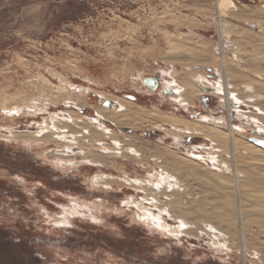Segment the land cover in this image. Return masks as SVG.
<instances>
[{
	"label": "rangeland",
	"instance_id": "1",
	"mask_svg": "<svg viewBox=\"0 0 264 264\" xmlns=\"http://www.w3.org/2000/svg\"><path fill=\"white\" fill-rule=\"evenodd\" d=\"M233 1L240 10L264 16V0ZM215 3L216 0H0L1 135L9 136L12 131L35 135L39 123L43 127L44 119L54 114L60 117L70 110L92 120L96 118L93 107H103L106 97L110 101L112 97L123 98L190 120L224 116L225 108L215 95V86L207 87L204 95L194 98L190 112L177 105L172 98L176 97L174 93L172 97L162 93L165 83L173 81L172 73L194 78L190 69L195 73L201 71L209 83L217 82L211 66L208 68L212 71L207 72L206 67L197 69L189 63L185 68L179 63L172 65L176 50L167 43L179 33L195 32L199 34L193 38L195 43L207 52L216 49L217 32L210 24ZM228 19L244 27L237 31V27H229L230 45L245 50V58L250 61V53H257V47L247 38L260 30L250 26L256 19L249 20L251 23L239 22L236 17ZM140 78L158 79L157 89L141 84L142 92L138 91ZM199 84L197 81L196 86ZM57 87L70 92L62 97ZM83 87L87 92L85 102L89 104L77 108L63 102L71 96L75 101L72 92ZM4 106L22 109L13 126L3 113ZM234 122L245 126L243 142L256 145L251 140L257 135L256 129L237 118ZM112 129L133 136L140 143L168 148L180 157L184 145H189L186 138L180 140L161 132L153 136L150 127ZM205 142L197 139L192 145L203 154L201 147ZM34 143L8 142L0 137V264L255 263L254 258L228 250L216 238L206 235L207 228L194 236L183 234L179 238L162 234L152 224L149 226L153 229L148 228V223L137 217L139 210L130 201L139 202L144 197L150 201L151 197L127 186L124 179H145L152 172L150 168L119 158L99 168L84 163L80 156L75 157L71 167H60L55 163L59 158L67 160L66 148L41 141ZM68 154L78 155V150L73 147ZM208 166L178 171L184 192L170 200L177 202L179 212L187 219L200 213H214L229 220L230 215L235 216L230 206L235 199V177L232 170L221 172L213 162ZM257 170L264 177V169ZM99 174L119 183H112L111 187L93 185L94 175ZM239 177V182L246 185V177ZM239 190L243 194L251 192L245 204L249 215L244 224L247 245H264L263 188L253 184ZM227 197L231 198L230 203ZM75 201L85 207L72 215L65 212ZM146 202L145 206L150 207ZM164 218L171 226L178 223L166 215ZM233 224L236 232L235 220ZM215 225L223 227L220 221ZM221 238H227V234H221Z\"/></svg>",
	"mask_w": 264,
	"mask_h": 264
},
{
	"label": "bare ground",
	"instance_id": "2",
	"mask_svg": "<svg viewBox=\"0 0 264 264\" xmlns=\"http://www.w3.org/2000/svg\"><path fill=\"white\" fill-rule=\"evenodd\" d=\"M229 17H236L239 22L243 23H251L249 20L256 19L255 23L250 26L260 30L255 31L250 38H247L251 44L257 47L255 48L257 53H250L252 55L250 61L245 58L247 53L243 52L245 50L241 51L238 46L230 45L232 41L229 38V27H237L236 31L238 29L244 30V27L234 21L231 22ZM210 18V24L214 25L218 37L216 49H211V52H207L202 45L193 41V38L199 36L195 32L179 33L174 39H168L167 43L176 50L171 57L172 65L179 63L185 68L189 63L196 66L197 69L211 66L218 77L217 82L215 84L209 83L201 71L195 73L194 70L190 69L189 74L195 76L194 78L180 77L176 73H172L170 76L173 81L168 85L165 83L166 87L163 86L165 89L162 93L170 87L172 95L174 93L176 97L170 96L174 98L177 105L182 110L190 112L191 107H194L195 104L194 98L204 95V89L207 87L215 86V95L225 108L224 116L215 119L207 116L201 117L199 120H190L184 118V115L181 117L157 108L145 107L123 98L112 97L115 100L112 102V99L110 101V98L106 97L105 100L109 99L108 101L114 105L107 108L93 107L96 118L92 120H87L82 115H77L75 111L70 110L65 111V115L60 117L54 114L50 118L44 119L43 127H40V123L37 127L39 131L35 133L36 136L33 133L19 135V133L16 134L11 130L9 136H2L0 133V137L5 138L8 142L20 140L25 144H31L41 141L44 144H55L57 147L63 146L67 150V160L59 158L55 164L60 167H71L74 165L75 157L80 156L84 163L99 166V168L107 166L111 159L115 163L118 158L140 165L142 168H150L152 172L145 179H124L129 183L127 186L151 197L150 201L145 197L139 202L133 199L130 201L139 210L137 217L142 222L148 223L146 224L148 228L153 229L149 226L152 224L155 230L157 229L163 232L162 234L174 238H179L183 234L194 236L195 233L203 232L207 228L206 235L216 238V241L226 246L228 250L239 251L245 257L254 258V264H264V245L249 247L244 234V224L249 220L248 212H245V204L251 197V192L243 194L239 190L240 187H253V184H256V186L262 187L264 191V177L257 170L264 169V150L259 148L264 149V53H259L260 49L264 50V35H262L264 16H261V13L252 15L250 11L240 10L233 0H216L213 16ZM230 52H233L232 56ZM171 58L169 59L171 60ZM166 61L170 62L167 59ZM145 80L140 78L138 91L142 92L141 84L146 85ZM157 81L159 80L153 79L146 86H149L148 89L156 90ZM197 81L200 83L198 86H196ZM57 88L62 97H66L70 92L64 87ZM72 93L76 95V100H71L73 97L71 96L68 99H63V102L68 101L77 108L89 104L85 102L86 88H80ZM2 108L4 115L10 118L13 126L15 118L20 116L22 109L16 106L11 109H6L5 106ZM250 108H253L254 111ZM234 118L245 121L248 127L256 129L257 135L253 136L251 140L257 146L243 142L245 126H237ZM111 127L131 130L150 127L153 136L161 132L162 135L180 140L186 138L189 145H184V151L180 157L168 148L152 147L149 142L140 143L135 137L116 131ZM197 139L207 142L201 147L203 154L202 152L200 154L197 146L192 145V142L197 141ZM73 147L78 150V155L68 154ZM199 161L200 163H198ZM209 162H213V166L219 168L221 172L232 170L235 177L232 181L235 199L230 204L235 216L231 218L230 215L229 220L221 219L214 213H200L187 219L185 215L179 212L180 206L177 202L172 203L174 199L170 200V197L184 192L183 184L178 178V171H189L193 167H200L201 165L209 167ZM241 164H245L244 167ZM240 174L242 177L243 175L246 177V185L239 182ZM112 183L119 182L116 179H109L104 174L94 175L92 179V184L96 186L105 187ZM227 199V202L230 203L231 198L227 197ZM145 201L150 203V207L145 206ZM80 207H85V204L79 205L75 201L65 212L72 215L74 212H79ZM154 210L157 211L156 214ZM165 215L177 220V225L168 224L164 218ZM234 220L236 221V232L233 231L235 230ZM216 221H220L223 227L216 226ZM226 230H228L227 233H225ZM221 234H227V238H221Z\"/></svg>",
	"mask_w": 264,
	"mask_h": 264
},
{
	"label": "water",
	"instance_id": "3",
	"mask_svg": "<svg viewBox=\"0 0 264 264\" xmlns=\"http://www.w3.org/2000/svg\"><path fill=\"white\" fill-rule=\"evenodd\" d=\"M206 71L207 72H211V70L209 69V68H207L206 69ZM153 81V79H146L145 80V83H146V85H149L150 84V82H152ZM164 94H167V95H172V90L170 89V87H168L166 90H164V92H163ZM128 98L130 99V100H132V99H134V97H132V96H128ZM202 101L204 100L203 98L201 99ZM114 104L113 103H111L110 101H108V100H105L104 102H103V104H102V106L103 107H110V106H113Z\"/></svg>",
	"mask_w": 264,
	"mask_h": 264
},
{
	"label": "snow or ice",
	"instance_id": "4",
	"mask_svg": "<svg viewBox=\"0 0 264 264\" xmlns=\"http://www.w3.org/2000/svg\"><path fill=\"white\" fill-rule=\"evenodd\" d=\"M181 227H182V225H181Z\"/></svg>",
	"mask_w": 264,
	"mask_h": 264
}]
</instances>
